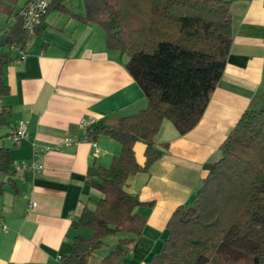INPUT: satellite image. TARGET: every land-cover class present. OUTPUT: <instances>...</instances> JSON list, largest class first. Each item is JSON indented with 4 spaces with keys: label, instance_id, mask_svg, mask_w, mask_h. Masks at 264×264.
Wrapping results in <instances>:
<instances>
[{
    "label": "crops",
    "instance_id": "1",
    "mask_svg": "<svg viewBox=\"0 0 264 264\" xmlns=\"http://www.w3.org/2000/svg\"><path fill=\"white\" fill-rule=\"evenodd\" d=\"M71 1L66 2L71 12L85 14L84 3ZM230 2L234 40L201 120L185 135L164 120L157 135L161 157L149 172L131 176L123 187L153 205L137 207L147 219L143 234L118 264H147L162 251L170 235L168 221L179 206L195 201L207 174L205 165L220 158V146L242 113L264 100V0ZM42 24L41 35L28 37L25 58L8 64L4 72L10 93L0 97V107L10 116L0 130V146L11 150L16 189L7 185L0 197V264H61L77 234L72 222L82 204L102 196L86 182L87 172L93 165H110L121 152V144L107 136L82 140V120L117 126L120 118L148 105L125 67L128 55L107 48L101 26L58 12L49 13ZM21 119L28 121L29 136L15 143L12 132ZM73 136L79 141L67 144ZM34 144L51 148L42 154L43 170L17 172L14 162L32 160ZM145 151L146 145L137 142L141 165ZM7 179L0 171V181ZM26 194H32L36 207L29 208ZM109 249L92 254L90 263L102 264Z\"/></svg>",
    "mask_w": 264,
    "mask_h": 264
},
{
    "label": "trees",
    "instance_id": "2",
    "mask_svg": "<svg viewBox=\"0 0 264 264\" xmlns=\"http://www.w3.org/2000/svg\"><path fill=\"white\" fill-rule=\"evenodd\" d=\"M28 1L21 5L20 0H0V14L5 15L0 24V97L10 93L4 72L19 58L13 51L25 52L29 41L21 14ZM67 1L52 0L47 15L58 12L101 26L107 48L128 55L125 67L148 100L144 110L120 118L117 126L96 121L81 138L95 142L107 136L121 144V152L110 165H93L87 172L86 182L102 196L82 204L72 227L90 232L72 238L61 264H91L92 254L104 248L110 249L102 264H118L143 234L147 219L137 207L153 205L123 187L131 176L149 172L161 157L157 135L164 120L181 135L201 120L231 52V2L83 0L85 14H76ZM43 31L41 25L34 35ZM9 116L0 107V130ZM137 142L146 145L144 165L136 159ZM220 152L218 160L205 165L207 174L195 201L172 214L170 235L147 264H264V100L257 109L242 113ZM0 171L8 176L0 181L1 197L7 185L16 189L11 150L4 145Z\"/></svg>",
    "mask_w": 264,
    "mask_h": 264
},
{
    "label": "built area",
    "instance_id": "3",
    "mask_svg": "<svg viewBox=\"0 0 264 264\" xmlns=\"http://www.w3.org/2000/svg\"><path fill=\"white\" fill-rule=\"evenodd\" d=\"M52 0H30L23 7L21 14L24 20V26L30 35H34L37 28L44 23L45 17L47 16L49 7ZM18 50V49H17ZM19 58L17 61H22L26 52L18 50ZM95 118H90L87 120H82L81 128L86 130L88 126L95 123ZM28 121L19 120L16 123L15 129L12 134V140L15 143H19L21 140L27 138L28 135ZM78 139L69 137L66 139L67 144L76 143ZM51 148L49 146H42L40 144H34V157L32 160H23L21 162L15 161L14 168L17 172L24 170H31L35 172H41L44 168V163L42 159L43 152L49 151ZM25 197L29 200V208L32 209L36 207L37 202L33 199L32 194H26Z\"/></svg>",
    "mask_w": 264,
    "mask_h": 264
},
{
    "label": "rangeland",
    "instance_id": "4",
    "mask_svg": "<svg viewBox=\"0 0 264 264\" xmlns=\"http://www.w3.org/2000/svg\"><path fill=\"white\" fill-rule=\"evenodd\" d=\"M73 4H75V5H77V4H82V6H83V1L81 2L80 0H72L71 1ZM5 20V15L4 14H0V24H1V22L2 21H4ZM2 133L0 132V135H1ZM90 231L88 230V229H86V228H81L80 230H77V233H83V234H86V233H89ZM106 240H108V241H111L112 239H110V238H107ZM104 249H107V248H104Z\"/></svg>",
    "mask_w": 264,
    "mask_h": 264
}]
</instances>
